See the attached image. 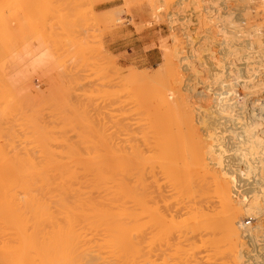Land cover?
Wrapping results in <instances>:
<instances>
[{
  "label": "bare ground",
  "instance_id": "bare-ground-1",
  "mask_svg": "<svg viewBox=\"0 0 264 264\" xmlns=\"http://www.w3.org/2000/svg\"><path fill=\"white\" fill-rule=\"evenodd\" d=\"M250 1L251 0H242L245 4H249ZM256 1L257 2L254 3L260 7L259 9L256 6V10L259 9L256 12V19H261V22L246 26L244 20L246 22L247 19L246 16L243 18L245 15H243V13L248 5L238 4V12L241 16L236 17L233 14L234 19L231 18L233 16H231V12H226V18L223 17L225 22H223V27H220L223 29V32L225 31L224 34H220L221 38L213 34L215 37L219 38L217 40L218 42H215V45L213 44L215 37L211 42L213 44H211L212 47L216 46L213 51L210 50V52H206L207 54L203 57H199L201 54H199L198 50L200 51L201 48L202 50L207 48L206 45L203 47L202 44H205V40L210 43V40L207 39L211 37L204 38L202 35L203 37L200 36L198 41L204 40L203 43L201 42L202 44L195 47L197 43L192 40L195 44L193 46L191 45V48L189 47L191 49L189 50L190 52L187 50L189 52L188 54L186 53L187 55L183 53L185 56L179 54L180 56H176L177 60L174 59V62L172 56H175V54L173 55L169 52L172 55L169 54L170 57L164 54V61L162 58L163 62L160 66L164 78L161 76V82H154L157 86L156 84L155 87L152 86L154 85V83L151 82L152 76H138L141 79L140 81L143 82L142 86H144V89L139 91L133 88L132 95H130L132 98L130 99H134L133 101L131 100L132 102L130 101V103H134L137 108L140 107L142 109L141 112H145L144 109L150 106V103H153V110H155L154 112L156 114H153L154 112L151 111L149 113L148 109H146L148 115L152 113L155 116L159 114L158 112L161 110L162 117L161 115L158 116L161 118L162 122L178 117V119H180L179 121L184 124V126H182L183 128L180 127L183 131L180 132V130L178 131L176 129V132H178H175V135L164 136V131L162 130L163 133L160 134L164 137L159 135L161 138H157L156 141L153 140V144L148 142L150 141L149 139H144L146 134L143 135V141L139 144V141L134 143L130 136L127 137L123 143L121 142L122 139L120 140L119 137L118 139L115 137L116 139L112 140L111 138H103L100 137L99 134L102 129L98 132L99 135L95 133L98 130L94 132L96 136H98L95 138L88 137V134L86 133V135L82 130L80 133H76L77 137L79 135L80 138L76 139L77 137L75 138L73 136L74 139H72L71 136L74 134H70L71 138L69 137V139V134L68 136L66 135L67 127L63 130L64 128H60V126L57 125L62 129L61 134L63 133V138L66 137V139H59L60 135L59 137L53 136L60 134L59 128L57 129L55 127V123H58V121L53 119L54 117L51 118V123H48L49 126L46 123L47 126L41 125L40 127L38 123H35L38 126L34 124L35 128L32 126L34 130H30L29 127L25 126L27 120L24 118L26 116L23 118L25 120L24 124L20 121L23 119L17 115L18 109L22 110L21 104L24 102H31L32 106L28 103L30 105H28V109L34 110L32 112L35 113V110H38V104L37 102L35 103V105H37V108H35L32 100L28 99V93H23L17 89L18 93L16 94V88L11 84L13 80H9L13 88H10L11 86L7 84V75L5 77L4 70V55L9 49L11 50L12 47L9 46L10 48L8 47L7 49L5 46L8 44L4 45L5 39L2 38V40L0 38V264H116V261H122L120 264H138V258L145 257L146 253H144L145 249H143L142 252L138 247L141 246L143 241L141 240V243H139L137 240L139 239L137 236L140 238L142 237L140 233H137L138 229L141 230V227L139 228L137 223L139 219H146L150 215L147 206L148 202H144L145 204L142 203L144 198L148 199L151 195H149V192L145 194V191H150L146 189V186H148L151 180V175L156 173L154 176L157 177L158 172L163 173V177L165 176L164 178L167 179L168 182L174 184L171 186H175V190L180 187H182V189L185 188L186 194L190 190L191 197L188 194L187 196L190 198L188 197V200L185 198L186 201L182 202L178 207L179 209L176 210H180L182 212L180 213L183 214L184 217L188 216V221L189 223L191 222V225L200 228L201 226L203 227L204 224L209 223L207 220L210 221L212 219V221H217L218 226L216 228L214 227V230H212V237L214 238L216 234L222 235L224 236L225 244L231 246L234 245L232 241L248 236V239L252 241L248 245L251 246L252 249L249 248L245 251V257L248 258L253 251L263 253L261 264H264V43L262 38V28L264 26V0ZM10 2L12 1H8V3ZM2 3L4 6L6 5L4 0H0L1 7L3 6ZM254 3L253 5H255ZM23 9L25 10V8ZM233 10L232 11L235 12V9ZM9 12H7L6 9L5 13ZM12 14L10 16L12 20L18 18L17 13H15V17H12ZM8 17L6 14V21ZM8 20L10 21V19ZM187 20L189 21V19ZM2 25H4V22L3 20L1 21L0 17V29L3 27ZM179 28L180 27H178V30ZM13 30L16 31L15 29ZM192 30L194 31V29ZM220 32L222 31L220 30ZM244 32H246V35H243ZM3 34L0 36L3 37ZM174 35L172 36L173 38L175 37ZM197 36L192 37L198 38ZM13 37L12 41H9L10 44L17 40V36L14 37L15 40ZM179 37L177 36L176 39ZM187 37L189 36L187 35ZM14 43L12 46H14ZM179 43L181 44V42ZM186 43L187 42H185V44ZM180 44L178 47H180ZM163 45L164 44H162V46ZM63 46L64 49L67 48V50H69L67 45ZM207 49H205V51ZM80 50L77 53H82ZM168 50L169 49H167V51ZM13 51H11V53ZM178 51L179 50H177V52ZM68 54L70 56L69 52ZM216 54L221 56L219 57L217 55L218 58ZM79 55H75L77 56L76 59H81L78 57ZM83 55L86 56V54ZM66 58L69 59L70 57L67 56ZM13 60L16 59L13 58L12 61ZM73 63L72 61V64ZM61 65L62 64H60V66ZM62 67H64L63 70H66L65 67L67 68V66ZM67 71L69 70L64 72ZM58 72L57 74L60 75L61 71L59 70ZM198 72L201 74L204 72V75L200 76ZM54 75H56V73H54L51 78H56V76H58ZM10 78L11 76L9 79ZM128 79L129 84L133 86V77L131 76L132 80H130V78ZM67 81L69 83V80ZM68 83L67 85H69ZM124 83L128 85V83ZM17 84L19 85V83L14 82L15 86H18ZM67 85H64L63 82V86L67 87ZM101 85L103 86V84ZM125 85L123 84V86ZM145 86L149 87L146 88ZM66 87L63 88L65 89ZM71 88L74 90L73 87ZM36 90H38V88ZM60 90H58V93L61 92ZM66 91H68V89H66ZM73 92L75 93V91ZM69 94H71V92ZM100 95L102 96V94ZM75 98L76 97H74V99ZM34 100H36V98ZM123 102L129 103V99L128 101L125 100L120 102V105H122ZM128 103L127 105H129ZM143 104L145 107H143ZM65 105L66 104H64V107ZM49 106H51V104ZM128 107L131 108V106ZM122 108L120 110H122ZM148 108L150 110V107ZM84 109H86V107ZM156 110H158V112H156ZM61 111H59V113L62 115L58 114L59 119L68 120L71 114L68 113L70 115H66L65 111L64 113ZM72 112L75 114L74 111H71V113ZM98 112L97 110L96 114ZM143 112L142 114H144ZM25 114L27 115V112ZM92 114L95 113L93 112ZM148 115L146 114V116ZM18 116L20 119H18ZM65 116L69 117L66 118ZM139 116H141V113ZM158 116H156V118H158L156 123L160 124V118ZM146 118L147 117H145V119ZM26 119H28L27 123H29V117ZM147 119H149V117ZM65 120H61L60 123H63ZM87 121L90 123L89 119H87ZM205 121L210 123V127L212 125V128L206 130V135H210L208 134L209 132L212 133L218 128L220 129V133L225 132L228 135L215 138L216 144L211 145L207 143V141L203 139L204 137H201L200 133L202 132L198 131L197 126L199 122ZM168 122L170 123V121ZM65 123L67 122L65 121ZM152 123L151 126H153ZM85 124L86 123L83 125L85 126ZM100 124H102V122H100ZM115 124L113 123V127ZM145 124L142 123V125ZM27 125L29 126L30 123ZM117 125L119 126V124ZM45 127H49L50 130L55 127L58 133L53 130L55 134L48 129L49 133H54L52 135L49 134L50 137H48ZM159 127L161 130L162 125ZM129 128L131 129V127ZM71 129L67 133H70L72 131ZM67 130H69V128ZM127 132H129V130H127ZM186 132H188L189 135H187L188 133ZM203 135L204 133L202 136ZM131 136L133 135L131 134ZM181 152H184V154L182 153L183 156L180 157ZM220 172L224 174L221 175ZM240 175L243 178L240 177ZM237 181L239 182L238 184H240L238 187L235 185ZM143 188L146 190L144 189L145 193L143 192L144 195L142 194L141 196L140 193L142 190L138 192V189ZM180 189L178 190L181 191ZM185 189L183 190L184 192ZM210 193L216 199L208 195ZM236 196L241 198L239 202L233 199H236ZM206 198H209L207 199L208 201ZM240 204L243 205L241 206ZM244 213L247 215L249 214L251 217L254 216L257 220V223L255 222L256 224L254 223L252 227L249 226L247 228V233L243 231L244 225L242 224V220L244 218ZM158 216L162 215L159 213ZM191 225L190 228H192ZM206 226L208 225L206 224ZM206 228L205 230H207ZM196 230L198 231V229ZM192 231H195V228H193ZM200 231L199 229V233ZM196 232L194 233L196 234ZM200 234H202V232ZM208 240L212 241V239ZM258 240L260 243H257ZM237 242L236 240L235 243L238 244ZM257 244H263V247L258 248ZM144 246L143 244V247L140 249L142 250V248L146 247ZM230 247L228 246V249ZM140 252L144 255L141 256ZM145 259L147 261V258ZM139 261H141V259ZM251 263L254 264L256 261Z\"/></svg>",
  "mask_w": 264,
  "mask_h": 264
},
{
  "label": "rangeland",
  "instance_id": "rangeland-1",
  "mask_svg": "<svg viewBox=\"0 0 264 264\" xmlns=\"http://www.w3.org/2000/svg\"><path fill=\"white\" fill-rule=\"evenodd\" d=\"M8 1H12V2L8 3ZM100 1H103V0H4L5 4L7 6L6 5L4 6L3 3H2L3 6L2 7L0 6V17H1V21L3 20V22H4V25H2L3 27H1V29H0V31H1L0 35L3 34V32H4V34H3V37L0 36V38L5 39V44L4 43L3 44L4 45L8 44L5 46V47H7V49L9 46L12 47L11 50L10 49L8 50L10 53L8 51H7V53H5V50H4V53H5L4 59L6 60V62L4 60V63L6 65V66L4 65L5 77L7 75L6 81H7V84L11 86L10 88H13V87L16 88L15 89L16 91L13 89L16 92V94L18 93L17 89H19L23 93H28L27 94L28 99L32 100V103L34 105L36 102L38 104V110L36 109L35 110L36 112L33 113L32 111H34V110L28 109L29 108L28 103L31 104V102L26 103L23 101L27 105L22 102L23 103V104H21L22 110L18 109L19 111H18L17 115H19L21 117V119H23L26 116L24 118L25 120H27L25 126L29 127L30 130H34V128H35L34 124L35 123L36 124L38 123V125H40V127H41V125H46V123L49 126V124L51 123V121H50L51 118L54 117L53 119H56L59 123V124L55 123V127L57 129L59 128L57 125H59L60 128L61 127L64 128L63 130H65L66 127H67V129L69 128V130L66 129L67 132L70 131V129L72 128L71 129L72 131L70 133L66 132L67 136L69 134L68 138L72 134H74L71 136L72 139H74V137L75 138L77 137L76 133H78V132L80 133L83 130L82 132H84L85 134L87 133L88 137H91V138L92 137L93 138L98 137V136H96V134L97 135L100 134V137H103V138H107V139L111 138V140L116 139L115 137H117V139H118V137H119L120 140L122 139V141H121L122 143L124 142V140L127 137L130 136L131 140L134 143H137L139 141L138 142V144H139V143H141V141H143V138H144L143 135L146 134L144 139H149L150 141H148V140L147 141L151 142V144H153L154 143L153 140L156 141L157 138L160 139L163 136L160 134V133H163L162 130L164 131V133H163L164 136H166V135L171 136L173 134L175 135L176 129L178 131L180 130V132L183 131V129L181 130V128H183L182 126H184V124H182L181 121H179L180 119H178V117L177 118L174 117L175 120H174V118H172L173 120L169 119V120H164L162 122L161 118L158 116V115H161V117H162L161 110H159V109H158L159 112H158V110H156V112H158L159 114L154 116L153 114H156V113L154 112L155 110H153L154 109L153 103H150V106H148V107H150V110L146 106L147 107L146 109H148L149 113H150V111L154 112L153 114L152 113L150 114L151 116L148 115V112L146 111V109H144L146 113L142 111L144 113V114H142V112H141L142 109L140 107L137 108V106L134 105V103H130V101L131 100L133 101V99H134V98L130 99V98H132V97H130V95H132L131 94L133 91L132 89L135 88L136 90H139V91L144 89V86H142L143 82L140 81L141 79L138 76L139 75L152 76L151 82H153V83L157 82V81L161 82L162 78H164V77H163V72H161L160 66H161L162 62L164 61V54H167V57H170L171 54H173V55L175 54V56L171 55L172 60L174 62V59L177 60L176 56H180L181 54L187 55L190 52L189 50H191L190 48L195 43H197L195 45V47L199 44H202L204 42V40H200V42H198L200 36L203 35L204 38H207L209 36L212 37V35L215 34V36L217 35L218 37L221 38L220 34H224V32H225V31L223 32V29H221L223 27V22H225V20H223V19L226 18L227 13L231 12V16L233 14L236 17L241 16V15H239V12H238L239 11L238 4L240 5V4H245V3H243L242 0H207V1L206 0H193V1L192 0H133V1L132 0H130V1L129 0H119V2H121V5L117 6L116 9L111 10V11H107V12L98 13L96 10H94L93 7L97 2H100ZM21 2H22V4H21ZM251 2L254 3L257 1L251 0L249 4H247V3L245 4V5H248V7H246L247 9H245V11L243 13V15L245 14L243 16V18L246 16V19H247L246 22L243 19L246 26H250L256 22H258V23L261 22V19L260 20H259V18L256 19L257 18L256 12L260 9L259 5L257 6L256 3H254L255 5H253V3H251ZM192 3H194V4H192ZM224 3H225V5H224ZM175 5H176V7H175ZM180 5H183V6H180ZM227 5H228V7H227ZM256 6L259 8L258 10H256L257 9ZM22 7L25 8V10ZM184 7L186 10L184 9ZM174 8H175V15H174ZM210 8H211V10H210ZM6 9H7V12H9V10L11 9L10 10L11 14L14 12L12 14V17H15L16 16L15 13H17L18 18L17 19L14 18V20H12L10 17L11 16L10 12L5 13ZM16 9L18 10V12ZM233 9H235V12H233L234 11ZM236 9H237V11H236ZM171 11H172V13H171ZM176 11H178V12H176ZM185 13H186V15H185ZM224 13H226V14H224ZM237 13H238V16H237ZM6 14H7V17L8 16L10 17V18L9 17L6 18L7 21L5 20ZM177 15H178V17H177ZM234 15L231 18H234ZM185 16H186V18H185ZM198 16H199V18H198ZM174 17H175V20H174ZM8 19H10V21ZM166 19H167V21H166ZM187 19H189L190 22ZM13 21H15L16 23ZM242 23H243V21H242ZM31 24H32V26H31ZM126 24H129L130 27H132L134 29L135 34H140L143 32L146 34L148 33L151 36L150 46H155V51L158 53V55H157L158 58H157L155 65H153V66L145 65L139 56L136 58V60L133 59L130 61L129 59H126V55H127L126 52H116V55H114L111 52H109L108 49H106L104 42H103L104 34L108 31L112 30V29H115V28L118 29L122 26H125ZM19 25H20V27H19ZM177 26L180 27L179 30H178ZM173 27H174V29H173ZM13 29H15L16 31H14ZM187 29H189V30H187ZM192 29H194V31ZM262 29H263L262 30V38H263V43H264V37H263L264 36V26ZM203 30L204 31L208 30V31H205V33H204ZM220 30L223 33L220 32ZM12 34H13V36L14 35L17 36L16 37L17 40H15V38H14L15 36L13 37ZM186 34L189 37H187ZM173 35L175 36L174 37L175 39L172 37ZM195 35L196 36L198 35L197 36L198 38H193V37H196ZM243 35H246V32H244ZM9 36L11 37V39ZM177 36L178 37L180 36V37L176 39ZM215 36L213 35L212 39H211V37L207 39V40H210V43H209V41L206 42V40H205V42H204L205 44L204 45L202 44V46L204 47L206 45L207 48H209V49L204 48L202 50V48H201L200 51L198 50L199 54H201V55H199V57H203L208 52H210V50L211 51L214 50V47H216V46L212 47V45L213 44L215 45V42L217 43L218 42L217 40L219 39L218 37H215ZM12 37L15 40V41H13V43L15 42L14 46H12L13 45L12 42H11L12 44H10V42H9L10 40L12 41ZM214 37H215V40H214ZM192 40H194L195 43ZM175 41L176 42L178 41V42L176 43ZM212 41H213V44L211 43ZM2 42H4V41H2ZM179 42H181V44ZM185 42H187V43L185 44ZM190 43H192V44H190ZM162 44H164V45L162 46ZM179 44H180V47L182 48V50L180 47H178ZM63 45H65V46L67 45V47H69L68 48L69 50H67L66 47H65L66 49H64ZM161 46L165 49V51ZM171 48H173V49H171ZM61 49H64V50H61ZM78 49L79 50L81 49L80 52L82 51V53H77V52H79ZM85 49H86V51H85ZM167 49H169V50L167 51ZM176 49L179 51L177 52ZM205 49H207V50L205 51ZM72 50H73V52H72ZM170 50H172V51H170ZM11 51H13V52L11 53ZM64 51H65V53H64ZM67 51L70 53V56H69ZM169 52H171V54ZM180 52H182V53H180ZM198 52H197V54H198ZM14 53H16V54H14ZM10 54H12V55H10ZM76 54L77 55L81 54L78 56L81 59L77 58L81 63L76 59V57H77V56H75ZM83 54H86V56ZM6 55H8L10 57V59ZM66 55L70 58L69 59L66 58L67 57ZM217 55L219 56V54H216V56ZM73 56H75V57H73ZM173 57H176V58H173ZM13 58L16 59V60H13L14 62L12 61ZM162 58H163V61H162ZM69 60L71 63L69 62ZM176 60H175V62H176ZM7 61H9V62H7ZM72 61L74 62L73 64H72ZM12 63H14V64H12ZM64 63H66V64H64ZM60 64H62V65L60 66ZM76 65H80V66H76ZM58 66L60 67V69ZM62 66H67V68L65 67V69L69 70V71L64 72L66 70H63L64 67H62ZM85 66L88 68H86ZM75 67H77V68H75ZM55 68H57V69H55ZM57 70L61 71L60 75L57 74V72H58ZM52 72L56 73V75H58V76L54 75V76H56V78L54 76H53L54 78H51L52 75L54 74ZM160 72H161V74H160ZM198 74L200 76H202V75H204V72H202V74L200 72H198ZM49 75H51V76H49ZM72 75H73V77H72ZM96 75H98V76H96ZM136 75H137V77H136ZM154 75H156V76H154ZM10 76H11V78L9 79ZM92 76H94V77H92ZM131 76L133 77L134 80L131 79ZM161 76H162V78H161ZM48 77H50V78H48ZM65 77H67V78H65ZM154 77L155 78L157 77L156 78L157 80ZM29 78H31V79H29ZM60 78H62V79H60ZM98 78H100V79H98ZM128 78H130V80H132L133 86H131V84H129ZM118 79H120V80H118ZM9 80H13L12 83L10 82L11 84H13V87L9 83ZM50 80H52V81H50ZM65 80H66V82H65ZM67 80H69V83ZM165 80H167V79H165ZM62 81L64 82V85H67V83L69 85H67V87L63 86ZM118 81L120 84L118 83ZM14 82L19 83V85L17 84L18 86H15L16 84L14 85ZM99 82L101 84H103V86ZM124 82H126V84L128 83V85H125ZM140 82H142V83H140ZM121 83H123L125 86H123V84H121ZM164 83H166V82H164ZM59 84H61V85H59ZM70 84H72V85H70ZM155 84L156 83H154V85H152V86L155 87ZM37 85H38V87H37ZM95 85H97V86H95ZM53 86H54V88H53ZM101 86H102V88H101ZM156 86H157V84H156ZM63 87H66V88L64 89ZM68 87L69 88L73 87L74 90L72 88L69 89ZM145 87L147 88L149 86H145ZM37 88H38V90H36ZM66 89H68V91H66ZM58 90H60L62 92V95H61V92L58 93ZM72 90L75 91L76 95ZM20 91H19V94H20ZM63 91H65V92H63ZM70 92H71V94H69ZM66 94H68L69 96ZM100 94H102V96ZM33 95H35V96H33ZM31 97H35L37 101L34 100L35 98H31ZM67 97H68V99H67ZM74 97H76V98L74 99ZM69 98H70V100H69ZM128 99H129V103L128 102L127 103L129 105H127L126 102H123V104L120 105V102L125 101V100L128 101ZM86 100H88V101H86ZM118 101H119V103H118ZM115 102H116V104H115ZM109 103H111V104H109ZM124 103H125V105H124ZM50 104H51V106H49ZM64 104H66L65 107H64ZM151 104H152V106H151ZM25 105H26V107H25ZM147 105H149V104H147ZM31 106H32V104H31ZM128 106H131V108ZM34 107L37 108V105H35ZM41 107H42V109H41ZM85 107H86V109H84ZM102 107H103V109H102ZM119 107H121V108L123 107L122 110H120L121 108H119ZM143 107H145V105ZM67 108H68V110H67ZM40 109H41V111H40ZM62 109H64V110H62ZM124 109H126V110H124ZM28 110H30V111H28ZM97 110L99 111L98 112L99 116H98V113L96 114ZM115 110H117V111L119 110V111L117 112ZM59 111H61L63 113L65 111L66 115L71 114L70 118H68V120L67 119L66 120L61 119L62 121L65 120L67 123H65V121L63 122L65 124H63L62 122L60 123L61 120L59 119L58 114H61V113H59ZM71 111H74L75 114L73 112L71 113ZM112 111H114V112H112ZM26 112H27V115L25 114ZM93 112L95 114H92ZM68 113H70V114H68ZM83 113H85V114H83ZM140 113H141V116H139ZM89 114L91 115V117ZM146 114L148 116H146ZM75 116H76V119H75ZM156 116H158L160 118L159 119L160 124L156 123V121H158V118H156ZM20 117L18 119H20ZM28 117L30 119V121H29L30 125L29 126L27 125V124H29V123H27L28 119H26ZM56 117H58V118H56ZM65 117L67 118L69 116H65ZM145 117H147V118L149 117L150 120L147 118H146L147 119L146 120ZM111 118H112V120H111ZM131 118L134 120H132ZM152 118L154 120L156 119L155 123H154V120ZM24 119L20 120V121H22L23 124L25 121ZM87 119L90 120V123H89V121H87ZM56 120H53V121H56ZM91 120H92V123H91ZM93 120H95V121H93ZM168 121H170V123ZM100 122H102V124H100ZM205 122H199L197 126H198V131L202 132V133H200L201 137L202 138L204 137L203 139H205L207 141V143H209L211 145L216 144L217 142H216L215 138H219L223 135H228L225 132L220 133L219 128L215 129L214 132H216V133H214V132L210 133L209 132L208 134H210V135H206L205 134L206 130L212 128V125L210 127V125H209L210 123H207L208 121H205ZM42 123H44V124H42ZM52 123H54V122H52ZM84 123H86L85 126L83 125ZM113 123L114 124L116 123L114 125V127H113ZM142 123H144V124L146 123L148 126L146 124L142 125ZM151 123L153 126H151ZM36 124H35V126H38ZM117 124H119V126ZM121 124H122L123 128H122ZM127 124H128V128H127ZM76 125H78V126H76ZM161 125H162V127L160 130L159 126H161ZM68 126H71V127H68ZM55 127H54V129H51V130L49 127H45V130H47V133H48L47 134L48 137H50L49 134H51V132L49 133V130L50 131H53V130L56 131ZM129 127H131V129ZM51 128H53V127H51ZM60 128L58 129V130H60L59 131L60 134L53 135V136L59 137V135H60V137H61V135L63 133L61 134L62 129H60ZM96 130H98V131L95 132ZM127 130H129V132H127ZM184 131H185V129H184ZM73 132H75V133H73ZM98 132H99V134H98ZM123 132H127V133H123ZM54 133H52V134H54ZM130 133L133 136H131ZM186 133H188V132H186ZM203 133L205 136L204 135L202 136ZM168 134H170V135H168ZM159 135L161 137H159ZM187 135H189V133ZM60 137H59V139H66V137L63 138L64 135H62L61 138ZM78 138H80L79 135L76 139H78ZM130 138H128V139H130ZM211 145H208V146H211ZM150 152H152V151H150ZM182 153L184 154V152H181V154ZM181 154H180V157L183 156V154L182 155ZM155 174L156 173H154V175ZM220 174L223 175L224 173L220 172ZM154 175L153 174L151 175V177H150L151 180L149 182L150 184L148 183V186H146L147 188L145 187L147 190H150V191H145L146 192L145 193L144 192L145 188L138 189L139 190L138 192H140L142 190V192L140 193L141 196H142V194L144 195V193L147 194L148 192H149V195L151 194L148 199L144 198L143 203H142V204H145L148 202L147 206L149 208L150 215L146 219L144 218L145 220L143 218H142V220L139 219L140 222L138 220L137 224L139 225V228L141 227V230L138 229V232L135 230L137 233H140L142 236L141 238L137 236V238H139V239L136 238L139 243H141V240L143 241V243H141V246H138L139 250L143 252V249H145L144 253H146V256H147V257L146 256L142 257L143 260H145V261H143L139 255L140 258H138V259L139 260L141 259V261L138 260V264L144 263V262L146 264H233V263L234 264H246L245 259H244L245 251L247 249H249L251 246H249L248 244H245L244 238L236 239L238 241L237 242L238 244L235 243L236 240L232 241V243L234 244L233 246L228 245V244L226 245L225 240H224V236L216 234V236L214 238L212 237L213 236L211 234L213 232L212 230H214V227L216 228L218 226L217 221H215V220L212 221V219L210 221L207 220L209 222V223H206L208 226H206V224H204L205 225V227H204V225L202 224L203 227L201 226L200 228H197V226L191 225V222L189 223V221H188L189 217L188 216L184 217V215L181 214L182 212L180 210H176V209H179L178 207L180 206V204H182V202H185L186 200H188L189 196H187V195L191 194L190 190L187 189V190H189V192L187 194H186L185 188H184L185 192L183 191L184 189H182V187H180L181 189L178 188L181 191H179L177 188L175 190V188H174L175 186H171L174 184L168 182L167 179L164 178L165 176L163 177V173L158 172L157 177H155ZM244 175H247V174H244ZM240 177H242V176L240 175ZM238 183H239L238 181L235 183V185H237V187L240 185ZM231 185H232V183H231ZM182 191H183V193H182ZM208 195H211L213 199H216L213 197V195L211 193ZM249 195H250V193H249ZM190 197H191V195H190ZM236 197H237L236 199L235 198H233V199L239 202L241 200V198L239 196H236ZM185 198H186V200H185ZM209 198L211 199L210 196H209ZM209 198H206V200ZM145 200H147V201H145ZM153 202H155V203H153ZM240 205L242 206L243 204H240ZM168 212H170L172 215ZM156 213H158V214L160 213V215H162V216H158V214H156ZM244 214H245V216H244ZM244 214H243L244 218L242 220L243 225L248 220L250 221V224L248 225V227L249 226L252 227V225H254L255 222L257 223V220H256V218H254V216L251 217L249 214L248 215L246 213H244ZM181 215H183V216H181ZM246 215H247V217H246ZM186 217H188V218H186ZM190 225L192 228H190ZM193 228H195V231H192ZM205 228L207 230H205ZM196 229H198V231ZM199 229L201 230L200 233L202 232V234L199 233ZM194 232H196V234ZM222 237H223V239H222ZM208 239H212V241L210 240L211 241L210 242ZM223 241H224V243H223ZM239 243H240V245H239ZM143 244L146 247L144 246L145 248H142V250H141L140 248L143 247ZM228 246L229 247L231 246V247L228 249ZM247 246H248V248H247ZM230 251H232L233 253ZM142 252H140L141 256L144 255ZM145 258H147L148 263H147ZM232 261H233V263H232ZM120 262L122 263V261H118V262L116 261V264H120Z\"/></svg>",
  "mask_w": 264,
  "mask_h": 264
},
{
  "label": "crops",
  "instance_id": "crops-1",
  "mask_svg": "<svg viewBox=\"0 0 264 264\" xmlns=\"http://www.w3.org/2000/svg\"><path fill=\"white\" fill-rule=\"evenodd\" d=\"M119 0H103L94 5V10L98 13L107 12L120 6ZM146 41V42H145ZM151 36L147 33L135 34L129 24L118 29H112L103 36V42L109 52L116 55V52H126V59L130 61L139 56L147 66L156 64L158 53L155 46H150Z\"/></svg>",
  "mask_w": 264,
  "mask_h": 264
},
{
  "label": "built area",
  "instance_id": "built-area-1",
  "mask_svg": "<svg viewBox=\"0 0 264 264\" xmlns=\"http://www.w3.org/2000/svg\"><path fill=\"white\" fill-rule=\"evenodd\" d=\"M249 224H250V221L249 220L246 221V223L244 224V228H243L244 233H247V228H248V225ZM244 240H245V244H249V243L252 242V241H250L248 239V236H244ZM257 243H260V241L258 240ZM257 245H258V248L259 247H263V244H257ZM250 249H252V248L250 247ZM262 257H263V253H258V252H254L253 251L248 256V258L247 257H244V259H245V263H248V264H252L251 262H254V261H256V263H254V264H261L262 263L261 262Z\"/></svg>",
  "mask_w": 264,
  "mask_h": 264
}]
</instances>
